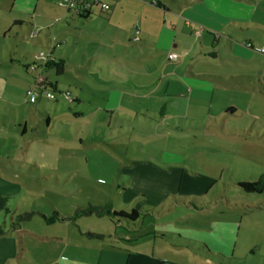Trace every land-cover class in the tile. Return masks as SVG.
Segmentation results:
<instances>
[{"label": "rangeland", "instance_id": "374dc122", "mask_svg": "<svg viewBox=\"0 0 264 264\" xmlns=\"http://www.w3.org/2000/svg\"><path fill=\"white\" fill-rule=\"evenodd\" d=\"M99 2L108 8L91 7L85 21L38 16L47 25L8 31L10 5L0 0V191L16 213L35 212L23 223L20 264L94 263L105 240L150 230L182 234L197 264H264V191L239 185L264 173V127L247 126L243 113H216L207 100L225 81L190 73L227 72L209 34L220 38L229 2ZM250 10L263 15L264 0ZM200 35L214 49L201 51ZM49 40L62 55L61 74L35 56L49 51ZM39 78L56 84L47 88L54 97L38 92L29 102L26 89ZM102 206L108 213L75 215ZM132 209L134 222L113 214ZM54 212L67 219L42 216ZM202 242L218 255H206Z\"/></svg>", "mask_w": 264, "mask_h": 264}, {"label": "crops", "instance_id": "0c3cea01", "mask_svg": "<svg viewBox=\"0 0 264 264\" xmlns=\"http://www.w3.org/2000/svg\"><path fill=\"white\" fill-rule=\"evenodd\" d=\"M7 1L10 5L8 14L12 16L11 26H8V31H11V27H16L17 30H20L23 25H26L27 28L47 25L45 24L47 22L38 20V16H50V19L54 21L67 15L69 17L70 15H75L68 11L62 13L60 10L57 12L51 10L50 7L55 8L52 4L56 5L54 0ZM187 1V3L194 2V0ZM227 1L229 3L224 2L223 4L228 6L227 12L222 10L223 20L221 22L223 24L217 26L220 30H216L220 38L216 39L215 34H209L218 43L216 52L212 51L211 55L214 58L222 57L226 60V63H223V68L225 67L227 72H224V74H211L190 71V73L194 77H211L212 79L225 81L223 85H213V97L207 100L208 106L213 110L215 109L216 113L227 118L237 117L243 113L247 126H254L256 122H259L264 127V53H259L254 49L264 46V12L263 15L255 17V14L252 15L250 10L260 0ZM230 6H237V9L230 10ZM15 10L17 11L16 15L12 14ZM43 11H47L46 14ZM91 14L86 15L84 18H80L78 15L75 16L77 20L85 21ZM23 15H28L29 19H23ZM117 33L120 34L121 31H117ZM200 37L201 45L199 48L201 51L207 48L214 49V47L205 46L202 40L203 37L201 35ZM53 38L57 39L56 36ZM220 39H223L221 43L219 42ZM57 46L49 40V49H51L54 59L50 61L52 65H45V67L55 68L53 65L62 61V55L60 54L61 56L57 57L54 52ZM199 48L196 53H198ZM166 63H174V61L167 60ZM181 65L180 63L179 66L181 67ZM49 82L50 86L53 85L51 81ZM189 89L191 90L192 88ZM217 92L220 93L222 98H219L220 96ZM73 97L80 101L76 96ZM213 106L215 107L213 108ZM213 117L215 118V116ZM48 121L49 116L47 118ZM26 124L24 130L26 129ZM258 136L264 138V132L263 134L258 133ZM0 192L3 193L2 191ZM24 232L25 228L22 225L15 232L0 236V264L21 263L19 258H23L27 254ZM144 238H147V240L142 241ZM126 239L128 242H124L122 237L117 238V236L108 241L105 240L104 244L95 249L96 259L94 263L88 260L86 264H197L199 262L184 249L186 247L183 245L184 242H190V240L180 233L174 237V234L170 231L150 230V232H145L135 238L128 237ZM207 248L208 244L202 242L201 250L206 255H214V253L218 255L217 251L211 253ZM197 254L201 256L200 250Z\"/></svg>", "mask_w": 264, "mask_h": 264}, {"label": "trees", "instance_id": "16d2710c", "mask_svg": "<svg viewBox=\"0 0 264 264\" xmlns=\"http://www.w3.org/2000/svg\"><path fill=\"white\" fill-rule=\"evenodd\" d=\"M94 5H100V3H96V4L92 3L91 7H93ZM90 8L85 9V8L79 7L78 9H66V11L71 12L75 15H78L80 18H84V17H86V15L91 14ZM51 58L54 59L53 55H51ZM45 65L50 66V65H52V62L49 61ZM53 66H55V71L57 74L63 73L64 66H63L62 61L55 63ZM44 81H48V79L44 78ZM52 86H53L54 90H56L55 83ZM69 102L70 103H77L79 101L76 98L71 97ZM239 185L246 192L262 193L264 191V173H261L258 176V178L254 181L240 182ZM9 200H10V195L3 194L0 192V213H2V215H3L1 222H0V236L15 232L16 230H18L23 225V223L30 220L35 213L33 211H25L22 213H16L12 208H10ZM80 212L84 213V214L96 213L98 215H101L104 213L105 214L108 213V207L107 206L90 207L88 210L75 211V215H79ZM113 214L115 216L120 217V218H124V219H127V220L134 222L139 216V211L137 209H132L131 211H125V210L116 211V210H114ZM42 216H44V218L46 220H50V221H54L57 218H59L60 220L67 219V218H64L63 216H60L56 212L52 213L51 216H46L45 214L42 213ZM89 235H91L92 237L95 236L97 238L102 237V235H100V234H89Z\"/></svg>", "mask_w": 264, "mask_h": 264}, {"label": "built area", "instance_id": "2783aa9c", "mask_svg": "<svg viewBox=\"0 0 264 264\" xmlns=\"http://www.w3.org/2000/svg\"><path fill=\"white\" fill-rule=\"evenodd\" d=\"M54 2L59 6H64L66 9H78L80 8H90L92 3H100L101 8H108V5L104 2H99V0H54ZM36 32H30V37H35ZM255 50L259 53H264V46L256 47ZM52 52L51 49L47 53L41 51L36 53L35 56L38 59H44L47 61L53 60L51 58ZM176 53L169 54V59L177 58ZM48 84L44 82V78H39V80L31 83L26 89V100L33 102L36 99L38 92H42L47 98H53V94L47 89ZM68 96L69 100L71 99V95L69 93L65 94Z\"/></svg>", "mask_w": 264, "mask_h": 264}]
</instances>
